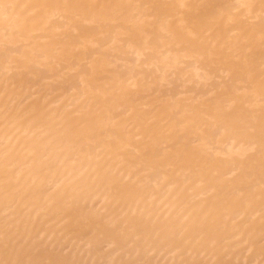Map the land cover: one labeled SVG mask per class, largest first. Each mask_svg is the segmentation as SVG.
<instances>
[{"label":"bare ground","instance_id":"bare-ground-1","mask_svg":"<svg viewBox=\"0 0 264 264\" xmlns=\"http://www.w3.org/2000/svg\"><path fill=\"white\" fill-rule=\"evenodd\" d=\"M2 2L0 264H264V0Z\"/></svg>","mask_w":264,"mask_h":264},{"label":"snow or ice","instance_id":"snow-or-ice-1","mask_svg":"<svg viewBox=\"0 0 264 264\" xmlns=\"http://www.w3.org/2000/svg\"><path fill=\"white\" fill-rule=\"evenodd\" d=\"M18 7H28L27 5H16L11 3H4L0 0V16H3L5 19H9L11 17L12 12L10 10H15ZM17 23L20 22V18L16 17ZM264 83V80H262ZM264 99V97H262Z\"/></svg>","mask_w":264,"mask_h":264}]
</instances>
